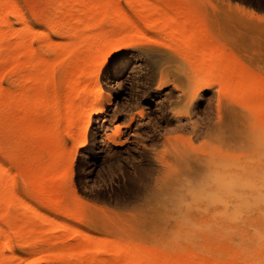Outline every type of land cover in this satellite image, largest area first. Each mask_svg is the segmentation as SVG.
I'll return each instance as SVG.
<instances>
[{"label":"rangeland","instance_id":"1","mask_svg":"<svg viewBox=\"0 0 264 264\" xmlns=\"http://www.w3.org/2000/svg\"><path fill=\"white\" fill-rule=\"evenodd\" d=\"M18 1L26 15L38 16L31 34L32 46L38 49L50 43L48 39L45 40L47 42L37 39L46 30L39 21L45 10V0ZM80 1L67 0L65 3L62 0L64 5H61V11L66 15L64 13L63 18L61 13V18L68 20L71 17V26L74 18L85 15L83 19H88L87 24L90 22L92 26L89 27V23L85 28L83 21L84 32L94 34L88 29L97 28L100 32V28L103 30L101 35H114L112 38L120 40L119 46H109L99 54L98 48L94 45V48H90L89 42L87 46L81 39L83 44L77 45L78 53L75 55L79 68L73 69V73L69 71L70 75L66 73L67 79L64 81L67 88L71 78H80L79 88H73L75 90L69 93L62 83V89L55 90L58 101H55L56 113L50 124L59 131L60 144L65 148L63 172L70 183L67 192L69 198L65 200L62 210L65 214L79 211L86 224L84 229L96 237L123 239L138 245L153 259L163 253H173L185 258L192 257V263L199 259L211 262L219 258L227 259L229 264H250L253 258L246 255V251L256 249L252 230L259 228L263 222L258 214L236 226L235 231L226 237L218 228L207 229V225L212 223L210 215L186 207L191 200L190 192L206 170L210 156L237 165V170L246 176H255L251 171L254 165L264 162V127L257 128L259 123L256 120L258 125L255 124L256 114L246 104V95L236 98L232 94H224L221 86L218 87L219 83L214 86L213 82L201 89L198 83L200 86L196 92L198 85L196 87L194 78H198L192 68L194 64L204 67V63L203 66L200 64L203 54L198 50L196 54L193 52L195 50L192 51L194 54H190L191 50L186 46H190L188 40L185 43L180 38L183 35L187 39L188 35L185 32V35L183 32L181 35V29L174 30L180 24H171L168 17L170 22L165 19L166 26L162 23L163 17V21L157 22L159 13L154 12L153 7L159 5L161 0H90L87 7L86 4L83 7ZM166 2H191L199 7L217 44H225L235 52L239 60L256 74L264 90V0ZM105 4L112 6L108 13H102L103 10L96 12ZM9 6L6 2L5 7ZM163 15L170 13L163 12ZM168 22L174 29L167 26ZM174 31H179L180 37L179 34L178 37L174 36ZM72 32L75 33L74 28ZM89 39L93 37L89 36ZM59 41L64 40H56ZM24 58L21 55L16 61H2L0 68L9 72L12 63H22ZM28 77L29 72H25L21 80L25 81ZM97 81L102 86L103 94L109 95L98 98L103 103L108 102L107 107L103 116H92L86 134L87 143L79 145L70 137L65 104L69 94L75 95L79 90L81 94V90L89 84L92 89ZM5 86L9 87L7 83ZM91 94L87 91L88 97ZM255 99L264 102V94H257ZM74 115L78 117V110L73 112V118ZM11 121L12 118L7 117L8 125ZM85 122L80 123V131H84ZM114 138L118 143H112ZM13 142V135L7 132L0 142V155L8 168L17 173L19 195L23 200L35 207L45 219L65 221L73 228H82L81 222L59 215L55 202L24 193L35 187L24 180V162L12 159ZM56 152L57 147L50 150L45 159L52 162ZM28 154L24 152L22 157L26 159ZM189 177L193 180L192 184L188 183ZM37 222L39 225L43 223L41 219ZM48 227L47 231L50 230ZM72 231L64 233L66 245L83 238V235H74L77 237L74 238ZM45 236L48 239L49 232ZM44 250L36 254L28 250L32 262L21 260L22 263L19 260L18 264H77L74 263L78 261H74L76 258L65 256L64 259L60 258L64 257L61 254L56 253L59 255L56 257L47 248ZM2 251L7 255L12 254L4 247ZM79 261V264H85L84 260L82 263ZM86 264L99 263L86 261Z\"/></svg>","mask_w":264,"mask_h":264},{"label":"bare ground","instance_id":"2","mask_svg":"<svg viewBox=\"0 0 264 264\" xmlns=\"http://www.w3.org/2000/svg\"><path fill=\"white\" fill-rule=\"evenodd\" d=\"M61 1L45 0V10L41 14L39 21L46 27V30L37 39L40 42H47L45 40L48 39L50 43H46L36 49L30 41L34 24L38 20L37 14L35 16L26 15L23 12L21 2L18 0H0V10H2L0 11V62H12L16 61L21 55L25 56L22 63H12L9 72H5L3 68H0V142L4 140L7 132L14 137L12 159L24 162V180L35 187L32 191H24V193L30 197L37 195L41 200L47 199L55 202L58 205V208L55 209L59 215L64 216V219L68 218L81 222L82 228H73L69 222L65 221L58 222L45 219L43 214L35 207L23 200L21 195H19V177L17 173L8 168L5 160L0 155V264H18L19 260L26 263L32 262L28 250L36 254L37 251L44 250V248H47L52 253L64 256L60 258L65 259V256H68L76 258L74 261L81 260V263L84 260L85 264L86 261L87 263L96 262L99 264H229L227 259L219 258H214L211 262L206 259H199L192 263V257L187 256L185 258L173 253H163L159 258L153 259L145 250H141L138 245L130 244L123 241V239L109 240L96 237L91 231L84 229L86 224L83 215L78 213L79 211L65 214L62 210L61 207H63L69 195L67 192L70 190V185L68 186L70 183L67 182L68 176L63 172L65 148L60 144L59 131L50 124V120L56 113L55 101H58L55 97V90L62 89V83L65 84L66 88V83L64 82L67 79L66 73L70 75L71 72L73 73V69L75 71L77 70L76 68H79L80 64L75 55L78 53L77 45H82L83 40L87 46L90 44V48L93 45L98 48V52L101 54L109 46H119L118 41L120 39L115 36L117 38L115 40L112 38L114 35H107L106 33L103 34L104 36L101 35L100 32L103 30L100 28V32H98L97 28L88 29L93 31L94 34L84 32L82 29L83 24L81 23L84 21L85 28L90 23L87 24L88 19H83L85 15L79 16L77 19L74 18L75 22L72 25L75 33H71L73 28L70 24L73 19L71 22V17L68 20H66L67 18H61L62 15L63 18L66 15L64 11L63 13L61 11V5H64V2L61 3ZM6 2L10 4L7 8L5 7ZM80 2L83 7V4H86L87 7L91 3L90 0H81ZM165 2L166 0H161L159 5L153 7L154 12L159 13L158 19L160 21L157 19V22L163 21V17V25L166 24V21H169V18L171 24H180L181 26L178 25L174 29L173 25L169 24V21L167 26L173 27L175 31L181 29V35L182 32L188 35L187 39H185L183 35L180 37L179 31H177L178 33L174 31L177 34L174 36L178 37L179 34V37L183 38L185 43L188 40L187 44L189 43L190 46H186L190 48L191 55L193 52L196 54L197 50L203 54L200 64L203 66L204 63V67L200 68L199 64H194L192 68L193 73L202 81L200 83L198 79L194 78L196 87L198 83L201 84V86L198 85L196 88V92L199 86V89H201V87L209 86V83L213 82L214 86L219 83L218 87L221 86V91L224 94H232L236 98L246 95V104L251 106L256 114L255 124L258 125L259 123L258 127H256L258 129L263 128L264 102H259L255 99V96L261 93L264 94V90L261 88L260 80L256 74L242 63L237 54L227 48L225 44H217V39L211 35L208 22L199 7L191 2L185 4L182 2H177V4ZM65 3H67V0H65ZM110 7H112L110 4L102 5L101 10L96 12L99 13L103 10L102 13L106 14L105 12L108 13ZM163 12L166 14L170 13V15L164 16ZM93 14L95 15V13ZM147 19L144 21L148 22L149 20L147 21ZM75 24L76 26H74ZM130 24H132L131 21ZM90 26H92V23L89 24ZM89 36H92L93 39L90 40ZM106 36L107 38L105 39ZM62 38L64 41L56 42L57 39ZM97 38L99 42L95 40ZM180 38L179 40H181ZM78 40H81V42H78ZM197 66L198 68H196ZM25 72H29V77L22 81V74ZM6 83L9 87L5 86ZM79 83L80 78L73 77L70 82H67L68 86L66 89L69 93H72L76 88H79ZM90 85H86L83 88L86 90L84 95L83 89L81 94L79 93L80 90L75 95L69 94L65 104V114L69 120L68 129L71 131L70 137L73 141L78 142L79 145L87 143L86 134L92 116H103L108 103H103L102 100L99 101L98 99L100 97H109V95L105 96L103 94L100 82L97 81L96 85H92L94 86L92 89ZM87 91L92 93L90 97L87 96ZM77 110L79 118L75 115L73 118L72 114L75 111L77 112ZM9 116L12 118L10 125L6 123V119ZM94 119L97 118L94 117ZM80 121L85 122V128L84 131L81 130L82 132L79 130ZM115 139L111 141L116 144L118 141ZM55 147H57L55 158L52 162H48L45 156ZM24 152L29 153L26 159L22 157ZM251 171L255 176L264 175V162L256 163ZM40 219L43 221L42 225L37 222ZM52 223L54 224L50 225ZM47 225L50 229L48 231ZM260 227H264V221L261 222ZM65 231H72V236L83 235V238L80 237L81 239H77L75 242L73 241L74 243L67 244V246ZM48 232L49 237L46 239L47 235L45 237L44 235ZM74 238L77 237L74 236ZM254 240L256 241L255 237ZM254 246L256 249L252 248L246 251V255L253 258L250 264H264V248L257 241ZM3 247L10 250L12 254L7 255L3 252ZM257 247L261 249L258 250ZM52 253L50 254L53 256ZM46 254L49 257V254ZM58 254H56V257L59 256ZM103 254L106 256L102 257L101 255ZM235 255L240 256L241 254ZM78 261L74 263L79 264L80 261ZM234 263L231 262L230 264Z\"/></svg>","mask_w":264,"mask_h":264},{"label":"clouds","instance_id":"3","mask_svg":"<svg viewBox=\"0 0 264 264\" xmlns=\"http://www.w3.org/2000/svg\"><path fill=\"white\" fill-rule=\"evenodd\" d=\"M235 164L225 163L210 156L206 170L190 192L186 207L210 215L208 230L218 228L227 237L236 226L244 224L254 214L264 221V175L246 176ZM192 184V178H187ZM195 227V225H193ZM259 245L264 248V227L253 228Z\"/></svg>","mask_w":264,"mask_h":264}]
</instances>
